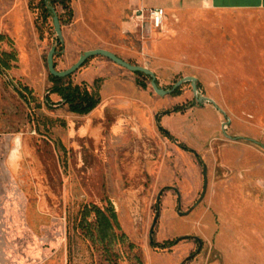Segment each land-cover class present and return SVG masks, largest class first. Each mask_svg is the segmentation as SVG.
I'll use <instances>...</instances> for the list:
<instances>
[{"label": "rangeland", "instance_id": "374dc122", "mask_svg": "<svg viewBox=\"0 0 264 264\" xmlns=\"http://www.w3.org/2000/svg\"><path fill=\"white\" fill-rule=\"evenodd\" d=\"M124 4L57 5L61 44L42 0H0V57L17 59L0 71V264H264V51L245 40V18L182 2L155 31L148 15L134 18L135 0ZM53 47L58 71L104 49L165 91L196 78L198 98L220 111L199 104L190 82L160 96L150 77L98 56L69 79L101 97L84 130L89 116L47 100ZM109 201L133 251L108 255L78 229L84 206Z\"/></svg>", "mask_w": 264, "mask_h": 264}, {"label": "trees", "instance_id": "16d2710c", "mask_svg": "<svg viewBox=\"0 0 264 264\" xmlns=\"http://www.w3.org/2000/svg\"><path fill=\"white\" fill-rule=\"evenodd\" d=\"M50 5L56 9L57 5L63 7L64 10L71 12V0H50ZM42 7L46 13L50 15V11L47 9V6L42 0ZM60 21L62 22L61 17ZM0 40H4V37H0ZM16 57L13 55L4 54L0 57V71H8L10 70L11 63L16 62ZM51 80L53 83V87L47 93V99L51 95L59 96L64 105L69 107L71 113L78 115H88L93 110H95L101 103L100 97L98 94L89 93L87 87L85 85H73L69 82V79H60L51 76ZM101 81H97L96 85L100 86ZM139 86L143 89H146L144 84H139ZM25 93H29L28 88H25ZM175 95L179 94V90H175ZM181 109H176L175 112H180ZM169 115V112L166 113ZM167 136L168 133H166ZM182 149L185 151H189L186 147L182 146ZM95 213L97 216V226H93L88 222L89 218L92 214ZM78 228L83 232L86 239H88L93 245L102 246L105 253L108 255H113V251L116 246L121 245L125 246L127 243L129 244V248L131 251L134 250L135 246L132 243H129V240L124 235H119L118 232L120 230L117 216L113 213V211H109L108 214H104L97 209H85L81 213V222L78 225ZM176 245V242L169 243V245L165 244L163 249L167 247H173ZM159 247L158 245H156ZM188 261V260H187ZM138 264H142L138 261Z\"/></svg>", "mask_w": 264, "mask_h": 264}, {"label": "crops", "instance_id": "0c3cea01", "mask_svg": "<svg viewBox=\"0 0 264 264\" xmlns=\"http://www.w3.org/2000/svg\"><path fill=\"white\" fill-rule=\"evenodd\" d=\"M133 0H124V5ZM138 9L176 10L180 3H193L196 8L203 9L206 14L224 17L245 18V40L252 42V49L259 53L264 51V0H135ZM166 14V13H165ZM213 26V22L211 23ZM126 28V25L123 24ZM223 28V27H222ZM239 38V34H237ZM116 55V54H115ZM91 118V117H90Z\"/></svg>", "mask_w": 264, "mask_h": 264}, {"label": "water", "instance_id": "95a60500", "mask_svg": "<svg viewBox=\"0 0 264 264\" xmlns=\"http://www.w3.org/2000/svg\"><path fill=\"white\" fill-rule=\"evenodd\" d=\"M44 2L47 6V9L50 11L52 18H53V24H54L55 32L57 34V42L64 44L62 24H61L59 15H58L56 9L50 5V0H44ZM56 54H57V49H56V47H53L49 56H48V60H47L49 73L51 76H53L55 78H60V79L69 78L70 76L74 75L78 70H80L89 59H91L93 57L100 56V57H104V58L112 61L116 65H118L124 69H127L128 71H130L132 73L142 74V75H145L147 77H150L152 79L151 83H152V87H153L154 91L160 96H168L171 93H173L175 90H177L180 86H182L184 83L190 82L192 85L194 95L198 99L199 104H203L204 102H209L212 105H214L220 111V109L216 106V103L213 100L205 98V97L198 98L197 79L196 78H185V79L181 80L180 82H178L174 86L172 91H165V90H162L159 88V86L156 82V76L154 75L153 72H151L150 70H148L144 67L133 66V65L125 62L124 60H122L121 58H119L117 55H115L114 53H112L110 51H107L104 49L87 51L83 55L80 56L79 61L75 65H73L70 69H68L66 71H58L56 69V65H55V55ZM204 178H205L204 192H203L202 197H201L200 201L198 202V204H200L204 200V198L206 197L207 191H208V185H209L208 168L206 166H204ZM178 209H179V215L180 216L188 215V213L185 214V213L180 212V210L182 209L181 202H179ZM157 221L158 220L156 218L154 221L153 229L151 230V240H152V233L154 231V227L157 224ZM179 241L180 240H178V242Z\"/></svg>", "mask_w": 264, "mask_h": 264}, {"label": "flooded vegetation", "instance_id": "af4514ba", "mask_svg": "<svg viewBox=\"0 0 264 264\" xmlns=\"http://www.w3.org/2000/svg\"><path fill=\"white\" fill-rule=\"evenodd\" d=\"M66 79H68V78H66ZM100 87V86H99ZM99 87H98V85H96V89L98 90L99 89ZM143 89V88H142ZM89 91V90H88ZM89 93H93V92H91V91H89ZM94 94H98L99 95V93L98 92H94ZM99 97H100V95H99ZM48 100V99H47ZM60 100H61V104H62V106H67V105H64L63 104V101H62V99L60 98ZM100 100H101V97H100ZM101 104V103H100ZM100 106V105H99ZM98 106V107H99ZM68 107V106H67ZM97 107V108H98ZM97 108L95 109V110H93L90 114H88V115H84V116H82V115H78V114H74V113H72L73 115H75V116H77V117H88V119H87V124L84 126V130L85 129H87L88 127H89V123H90V121H91V119L93 118V116H94V112L97 110ZM68 109H69V107H68ZM70 111V110H69ZM71 113V112H70ZM91 115V116H90ZM91 117V118H90ZM119 129H120V127H118ZM159 129L165 134V136L166 137H169V138H171L170 137V134H169V132L167 131V130H165V129H163L161 126L159 127ZM83 130V131H84ZM166 133H168V135L169 136H167L166 135ZM106 142V144H108V146L110 145V147L112 146H114V144L115 143H113V142H111L109 139H107V140H105ZM111 142V143H110ZM190 151V150H189ZM191 152H193L195 155H196V157L197 158H199V156L194 152V151H191ZM95 165V164H94ZM96 167V166H95ZM161 198H162V193L159 195V197H158V202H160V200H161ZM178 199H179V202H181V196L178 194ZM182 204V203H181ZM179 207V206H178ZM97 209V210H99V211H101L102 213H104V214H108L109 213V211H113V213L117 216V220H118V224H119V227H120V230H119V232H118V234L119 235H124V236H126L125 235V233H122V229H121V225H120V223H119V219H118V215H117V211H116V208H115V205L113 204V203H111V201H109V203H108V205L106 206V207H101V206H99V205H97V204H94V203H92V204H89V205H86V206H84L83 208H82V210H81V212H80V220H79V223L81 222V213L85 210V209ZM157 220H158V218H157ZM88 222L89 223H91L94 227L95 226H97V216H96V214L95 213H93L92 214V216L89 218V220H88ZM157 223H158V221H157ZM79 225V224H78ZM157 225V224H156ZM156 227V226H155ZM155 227H154V229H155ZM79 229V228H78ZM83 233V232H82ZM84 235V234H83ZM153 236H154V231H153V233H152V240H151V242L153 243ZM85 237V236H84ZM127 237V236H126ZM86 238V237H85ZM128 238V237H127ZM151 238V237H150ZM88 240V239H87ZM129 240V239H128ZM198 240V243L200 244V246H202V242H201V240L200 239H197ZM89 241V240H88ZM129 247V246H128Z\"/></svg>", "mask_w": 264, "mask_h": 264}, {"label": "built area", "instance_id": "2783aa9c", "mask_svg": "<svg viewBox=\"0 0 264 264\" xmlns=\"http://www.w3.org/2000/svg\"><path fill=\"white\" fill-rule=\"evenodd\" d=\"M138 9L134 12V18L141 23L146 21V16L148 15L150 20V27L152 30H162L164 27L166 14L163 9ZM148 13V14H146Z\"/></svg>", "mask_w": 264, "mask_h": 264}, {"label": "bare ground", "instance_id": "6f19581e", "mask_svg": "<svg viewBox=\"0 0 264 264\" xmlns=\"http://www.w3.org/2000/svg\"><path fill=\"white\" fill-rule=\"evenodd\" d=\"M216 103V102H215ZM216 105H218L217 103H216Z\"/></svg>", "mask_w": 264, "mask_h": 264}]
</instances>
